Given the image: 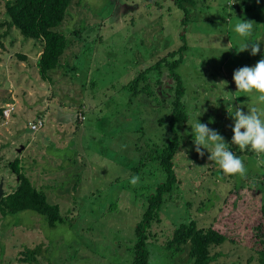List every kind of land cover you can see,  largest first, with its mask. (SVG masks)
I'll return each mask as SVG.
<instances>
[{
  "label": "rangeland",
  "instance_id": "obj_1",
  "mask_svg": "<svg viewBox=\"0 0 264 264\" xmlns=\"http://www.w3.org/2000/svg\"><path fill=\"white\" fill-rule=\"evenodd\" d=\"M12 2L0 0V23L9 22L5 5ZM195 2L185 32L189 49L177 70L189 115L176 126L179 182L167 196L162 222L153 227L150 261L193 264L186 261L188 252L180 260L164 247L177 226L197 221L228 238L215 249L221 256L214 264H248L255 252L252 226L262 219L264 165L257 166L250 148L241 151L231 143L228 111L245 105L247 115L246 105H256L258 93L237 92L233 74L264 58V0ZM183 19L172 0H74L60 28L70 45L48 80L37 67L43 43L8 25L0 29V182L5 195L15 191L17 175L9 164L19 159L35 187L67 218L50 228L33 211L0 213V264H30L21 261L23 253L39 246L37 264H133L135 228L148 196L166 179L153 158L173 136L176 90L167 68L140 79L138 90L134 80L182 44ZM243 20L254 21L251 36L235 32ZM257 40V55L250 48L237 52ZM221 81L227 83L217 85ZM147 86L151 95L140 92ZM7 105L14 107L9 116ZM39 119L44 127L33 131ZM197 120L223 136L242 159L245 175L224 174L207 149L203 157L196 153L191 125ZM132 176H139L136 185Z\"/></svg>",
  "mask_w": 264,
  "mask_h": 264
},
{
  "label": "trees",
  "instance_id": "obj_2",
  "mask_svg": "<svg viewBox=\"0 0 264 264\" xmlns=\"http://www.w3.org/2000/svg\"><path fill=\"white\" fill-rule=\"evenodd\" d=\"M74 0H14L5 5L9 22L0 23V29L5 26L16 28L26 39H33L43 43V51L39 56L37 67L44 80L50 79V74L62 67V59L70 43L68 37L60 28L63 25ZM174 6L184 12L183 26L181 33L182 44L171 51L168 56L162 58L151 67L144 70L139 78L134 80L137 85L139 80H145L146 76L153 72H161L167 68L170 77L176 82L175 99L171 113L170 130L173 136L168 138L166 143L158 146L155 150L156 159L159 162L161 171L166 176L164 182L160 183L154 193L150 194L144 205L141 221L135 228V241L132 251L134 253L133 264H151V250L149 245L157 240V233L154 232V225L162 222V209L168 201L169 195L173 193L179 180L175 171V158L180 148V137L176 131L179 123L189 120L184 97L186 87L177 72L184 63L185 53L188 51V44L185 41L186 28L190 22V6H196L195 0H172ZM76 36L81 32L75 31ZM4 34H0V45ZM24 59V57H22ZM149 86L140 92H147ZM139 92V91H138ZM137 94V93H136ZM1 113H3L1 111ZM10 167L17 175L18 184L13 193L6 195L0 201V213L3 216L17 215L25 211H33L43 216L50 228H56L59 224L67 223V218L62 213L59 205L48 201L45 192L37 189L32 180L24 172L19 159L11 162ZM264 191V189H263ZM261 218L257 225H253L251 242L253 254L248 258V264H264V203L261 207ZM253 240V241H252ZM228 241L227 236L213 226L200 227L197 221L182 223L177 226L166 241L165 249L172 255L178 254L181 260L183 253L188 252L193 264H214L217 262L220 253L215 249L223 246ZM25 258L21 261L37 264V256L41 254V247L34 249L27 248L23 253Z\"/></svg>",
  "mask_w": 264,
  "mask_h": 264
},
{
  "label": "clouds",
  "instance_id": "obj_3",
  "mask_svg": "<svg viewBox=\"0 0 264 264\" xmlns=\"http://www.w3.org/2000/svg\"><path fill=\"white\" fill-rule=\"evenodd\" d=\"M252 20H243L236 23L235 32L242 37L251 36L253 30ZM250 48L251 55L260 53V41L254 43H244L237 52H244ZM233 79L237 92L258 93L256 105H246L249 114H245L241 106L235 108L234 113L228 111L234 120V133L232 144L237 145L241 151L251 149L257 154V166L264 165V159L259 158L264 154V109L258 105L264 104V58H261L254 67L244 66L234 71ZM227 82L221 81L217 85H223ZM193 133V143L196 153L203 157L205 155L202 149H207L210 155L208 159L218 165L226 175L241 176L246 174V168L241 158L236 156L227 148L222 135L218 131L210 129L207 124L197 120L191 125ZM243 130V131H242ZM139 182V176H132L130 183L136 185Z\"/></svg>",
  "mask_w": 264,
  "mask_h": 264
},
{
  "label": "built area",
  "instance_id": "obj_4",
  "mask_svg": "<svg viewBox=\"0 0 264 264\" xmlns=\"http://www.w3.org/2000/svg\"><path fill=\"white\" fill-rule=\"evenodd\" d=\"M232 4L233 5L235 4L234 0H233ZM13 111H14V107L11 106V105H7V108L4 111V115L9 116L10 113L13 112ZM79 118H80V120H84L85 119L84 116H79ZM43 127H44V121L43 120H40V119L37 120L36 122H33L31 124V128H32L33 131H37L38 132Z\"/></svg>",
  "mask_w": 264,
  "mask_h": 264
},
{
  "label": "water",
  "instance_id": "obj_5",
  "mask_svg": "<svg viewBox=\"0 0 264 264\" xmlns=\"http://www.w3.org/2000/svg\"><path fill=\"white\" fill-rule=\"evenodd\" d=\"M24 147H22L20 150H23ZM6 197L5 195V191H4V188H3V182H0V201Z\"/></svg>",
  "mask_w": 264,
  "mask_h": 264
}]
</instances>
